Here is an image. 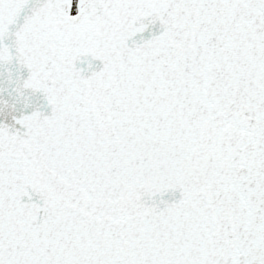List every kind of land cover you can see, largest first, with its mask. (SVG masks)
<instances>
[{"label":"snow or ice","instance_id":"1","mask_svg":"<svg viewBox=\"0 0 264 264\" xmlns=\"http://www.w3.org/2000/svg\"><path fill=\"white\" fill-rule=\"evenodd\" d=\"M0 264H264V0H0Z\"/></svg>","mask_w":264,"mask_h":264}]
</instances>
